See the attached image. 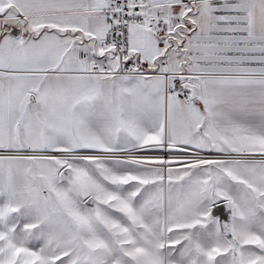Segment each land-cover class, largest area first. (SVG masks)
<instances>
[{
	"label": "snow or ice",
	"instance_id": "6c2138e0",
	"mask_svg": "<svg viewBox=\"0 0 264 264\" xmlns=\"http://www.w3.org/2000/svg\"><path fill=\"white\" fill-rule=\"evenodd\" d=\"M0 264H264V0H0Z\"/></svg>",
	"mask_w": 264,
	"mask_h": 264
}]
</instances>
